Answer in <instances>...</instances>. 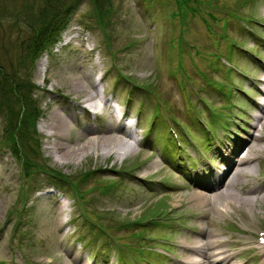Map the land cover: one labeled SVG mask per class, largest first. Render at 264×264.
<instances>
[{"label": "rangeland", "instance_id": "rangeland-1", "mask_svg": "<svg viewBox=\"0 0 264 264\" xmlns=\"http://www.w3.org/2000/svg\"><path fill=\"white\" fill-rule=\"evenodd\" d=\"M24 1L3 0L6 13L0 17V64L8 69L10 61L16 65L20 53L18 44L27 35L22 21H15L10 10L20 7ZM238 1H192L195 12L188 8L185 10L187 14L180 16L178 13L173 15L177 8L174 0H113L111 19L102 30L95 22L90 0H71L68 3L73 7V13L65 18L53 41L34 59L33 65L27 62L26 66L21 65L18 70L23 77L29 76L30 81L42 90L40 97L38 96L41 113L35 126L41 158L69 175L90 168L96 170L82 187L87 192L86 200L83 197V207L87 210L88 214H84L89 221L86 217L78 216L73 221L72 214L76 215L78 207L77 200H72L70 191H60L53 187V193H44V189L52 184L43 175L27 187L25 179L22 180L19 160L4 148L2 141L8 134L5 131L7 124L10 125L14 120L6 122L0 116V262L66 264L70 263V254L75 251L80 253L82 264H119L121 258L114 247H108L111 256L106 261L100 255V249L89 246L88 237L81 243L78 242L82 231L86 232V226L92 228V222L99 221L100 225L105 224L108 229L107 234L103 233L104 237L113 236L125 246L137 245L140 239L136 234L141 232L150 238V241L140 242L150 247L148 252H151L150 258L153 261L176 263L178 242L197 229L194 219L197 210L186 202L187 195L192 190L190 181L176 167L157 155L158 149L155 150V146L161 147L164 136H157L156 144L152 146L148 143L145 145L144 140L143 148L124 135L119 140L133 145L131 153L122 149L120 154H107L109 150H114L112 146L103 151L96 150V147L88 152L81 151L79 146L96 137L95 134L87 136L84 131L102 128L107 122L110 109H101L100 117L96 118L77 104L79 100L88 97L93 87L91 80H96L100 75L103 77V90L107 91L113 83L118 85V97H122L124 91L128 93L134 90L133 84L125 79L130 78L149 88L147 91L135 89L131 94L132 108L136 105L138 107L140 103L143 106L142 119L145 123L154 111L150 109H158L156 100L150 93L151 89L166 101L170 114L189 124L193 132L197 133V128H193L196 124H192L190 113L194 114L200 108L193 104L198 98L201 102L209 99V103L217 109L230 101L232 105L225 106L230 111V123L233 122L235 126V122L243 125L248 118L251 123L250 114L255 112L251 109V103L259 99L256 90L261 76L259 62L264 61V24L257 22H264V0H250L242 6H239ZM231 12H237L236 17L228 16ZM208 13L215 16L216 21ZM247 18L254 23L252 29ZM75 31L78 37L71 34ZM69 35L70 42L65 43V37ZM82 36L87 39V47ZM232 44L235 45L231 46ZM238 46L250 49L251 53ZM41 60L44 61L43 68L39 67ZM77 80L84 81L83 87L75 83ZM232 82L236 86L230 98L218 92L222 89L226 91L225 83ZM101 86L97 84L94 88L98 92L95 91L99 104L103 99ZM160 102L162 110L156 121L164 123L169 116L163 100ZM113 104L116 105L115 102ZM53 111H58L68 119L66 142L63 146L75 150L69 161L63 159L61 151L50 150L55 140L45 124ZM202 115L205 118L209 116L205 111ZM247 128L254 134L264 135V129L259 130L258 125L254 130L249 126ZM199 133L203 134L200 130ZM186 138L184 151L190 168H185L189 173L194 168L196 159L197 162L204 161L211 156V152L204 154L197 143L193 144L187 135ZM225 140L226 138L222 139L220 144L223 145ZM260 145V154L264 155V141ZM152 157L159 166L150 171L154 162ZM211 161L214 162V159ZM134 163L139 165L133 168L131 165ZM213 164L216 166L217 161ZM147 166L149 169H146ZM254 166L251 181L259 183L256 178L261 175L262 168ZM121 169L128 172L119 171ZM145 170L149 172L146 176L152 178L150 182L142 181L139 177ZM155 178L164 180V184L157 182ZM102 180H117L119 183L114 188L103 191L102 188L95 187ZM242 180L247 182L246 179ZM34 185L37 193L33 194L32 191L23 202L21 193L29 194L28 190ZM91 187L95 189L90 190ZM250 197V204L241 206L242 210L226 207L225 214L216 218L212 227L219 240L229 243L228 250L235 255L236 263L264 264L263 250L257 247L255 239L256 231L264 229L263 187L258 195L251 194ZM164 207L173 209V212L167 213L169 215L161 214L169 216L173 221L172 230L161 223H157V226L149 224L143 229L127 223ZM67 219H71V225L61 226V222ZM204 219L209 220L211 217ZM226 247L223 245L221 248ZM153 251H158L161 255L154 254ZM130 252L135 258L136 252L133 249ZM94 253L98 258L92 262ZM127 264H140V261L128 259Z\"/></svg>", "mask_w": 264, "mask_h": 264}, {"label": "bare ground", "instance_id": "bare-ground-1", "mask_svg": "<svg viewBox=\"0 0 264 264\" xmlns=\"http://www.w3.org/2000/svg\"><path fill=\"white\" fill-rule=\"evenodd\" d=\"M43 62L42 60L39 62L40 68H43ZM260 75L259 81L261 87L258 88L260 98L252 103V106L256 108L258 112L254 113L251 117L253 119L252 127L260 125L261 129H264V61L260 65ZM83 82L80 80L75 81L80 87H83ZM90 83L93 86L92 90L89 91L87 98L78 101L79 106L82 107V103L87 101L89 102L88 105L92 107V110L96 112L107 106L110 107L107 100H101V105L98 103L97 94L94 90L96 83ZM45 127L49 129L50 135H53L55 140L52 146H50V150H55L56 152L61 151L62 154L60 155H63V159L69 161L74 149L63 146L66 142L65 132L68 128V119L62 116L58 111H53L49 115ZM84 132L87 136L95 134L96 137L86 140L87 142L79 146L78 149L81 151L85 150V152H88L95 147L96 150L100 149L103 151L112 146L111 148L114 150H109L107 154L112 152L120 154L122 153V149H124V152H132L133 145L127 141H121L124 135H129L130 131H127V127L121 122L119 116H116L114 109L110 111L107 122L104 123L102 128H89ZM120 138L121 140H119ZM263 138L264 137L260 134H248L242 142H239V137H236L235 146L230 152H226L227 156L221 154V160L226 163V167L224 168L221 166L214 172L213 177L216 179L215 184L202 183L197 180L190 183L192 190L188 193L186 202L197 210L194 217L197 229L192 230L191 235H185L183 240L178 242L177 264L236 263V261H234L235 255L228 250L229 243L219 240L212 226L216 218L225 214L226 207L232 206L233 209L240 210L241 206L250 204L251 197L249 194L259 190V186L252 184L250 180L254 168L252 162L257 160V163H259L260 161V141H262ZM235 155H237V158H233ZM158 166V162L154 161L152 162L151 168L149 169L147 166L146 169L152 171L157 169ZM226 172H228V174ZM147 173L149 172L145 170L140 176L145 177ZM225 175L228 176L226 183L225 179L222 178ZM242 179H246L247 182H243ZM205 217H211V219L205 220ZM223 245L227 247L221 248ZM70 259L72 261H70L71 264H82L81 256L77 252L70 254ZM70 263L67 262L66 264Z\"/></svg>", "mask_w": 264, "mask_h": 264}, {"label": "trees", "instance_id": "trees-1", "mask_svg": "<svg viewBox=\"0 0 264 264\" xmlns=\"http://www.w3.org/2000/svg\"><path fill=\"white\" fill-rule=\"evenodd\" d=\"M70 1L25 0L20 7L16 6L10 10L15 21H22L26 27L27 35L18 44L20 53L16 65L10 61V69H8L0 64V116L5 118L6 122L14 120L10 125L7 124L5 131L8 134L2 141L4 148L10 150L15 159L19 160L21 175L25 179L24 183L27 187L41 175H48L49 178L58 176L67 178L69 181L74 179L77 185L81 180L88 178L86 172L80 171L72 175L71 179L60 170L50 166L46 159L41 158L38 134L35 128L41 113L38 106L40 88L30 81L29 76L23 77L18 70L21 65L26 66L27 62L33 65L38 54L45 49L49 42L53 41V37L62 27L65 18L72 13L73 7L68 4ZM112 1L90 0L95 22L101 28L107 26L111 19ZM174 1L177 5L176 12L180 16H183L188 8L192 11L195 10V7L191 5L192 1L200 2V0ZM248 1L250 0H239L238 2L242 6ZM4 5L3 0H0V17L6 13ZM176 12L174 11L173 15ZM231 15L234 18L237 12H232ZM211 18L215 19V16H211ZM75 184L74 186L77 187Z\"/></svg>", "mask_w": 264, "mask_h": 264}]
</instances>
